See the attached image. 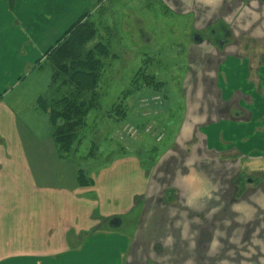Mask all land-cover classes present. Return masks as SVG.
Listing matches in <instances>:
<instances>
[{"label":"crops","instance_id":"0c3cea01","mask_svg":"<svg viewBox=\"0 0 264 264\" xmlns=\"http://www.w3.org/2000/svg\"><path fill=\"white\" fill-rule=\"evenodd\" d=\"M96 1L0 0V264H264L263 59L210 65L219 73L208 76L214 90L202 81L205 90L189 97L206 105L186 113L175 149L154 165L121 156L83 188L76 168L58 157L37 107L42 97L17 89L50 67L51 49ZM183 1V10L177 1L172 8L196 18L190 38L198 33L202 41L194 46L214 53L209 32L221 24L228 35L218 51L228 42L249 50L231 42L237 31L220 20L229 0H215L214 12L201 17L195 10L208 0ZM237 35L252 40L261 32ZM241 176L256 182L242 180L238 198Z\"/></svg>","mask_w":264,"mask_h":264},{"label":"rangeland","instance_id":"374dc122","mask_svg":"<svg viewBox=\"0 0 264 264\" xmlns=\"http://www.w3.org/2000/svg\"><path fill=\"white\" fill-rule=\"evenodd\" d=\"M176 1L183 10V0H175L172 7L178 6ZM229 1L219 12L215 9L220 20L223 17L229 23L228 29L237 33L240 28L261 32L257 39L250 36L252 40L235 32L237 37L232 43L241 40L240 47L250 46L241 53L231 50L230 42L222 51L214 47V53L205 45L194 46L190 33L196 18L193 14L180 15L162 0H97L84 13L81 21L92 26L94 35L84 45L82 54L93 51L94 59H98L97 81L94 90L86 94L90 108L77 139L68 156H58L76 168L80 187H90V176L121 156H135L148 167L167 150L175 149L174 142L181 137L187 121L186 113L199 112L201 109L195 107L207 103L200 104V99L189 97L197 90H205L201 83L209 85L208 76L219 74L216 67L217 72L213 73L210 65L231 58L245 57L253 64L264 60V0ZM207 2V6L195 10L199 17L217 7L215 0L209 5ZM96 45L104 50L94 51ZM52 71L51 64H45L24 81L18 93L29 94L33 101L38 96L56 101L72 93L73 85H59L62 77L51 84ZM219 83L214 79L211 84ZM207 88L213 89L210 85ZM44 123L48 127V117ZM55 150L57 153L56 146ZM79 175L86 185L79 183Z\"/></svg>","mask_w":264,"mask_h":264},{"label":"trees","instance_id":"16d2710c","mask_svg":"<svg viewBox=\"0 0 264 264\" xmlns=\"http://www.w3.org/2000/svg\"><path fill=\"white\" fill-rule=\"evenodd\" d=\"M81 20L80 18L71 26L57 46L51 49L47 58L53 68L51 84H56L55 78L62 77L59 85H73V92L56 101L43 98H38L37 101V107L47 115L49 126L52 127L50 136L57 147L59 157L68 156L73 141L77 139L90 108L86 94L94 90L97 81L95 72L99 65L98 59H94L93 51L84 56L82 54V49L91 40L94 30L89 23ZM97 50L104 48L96 45L94 51ZM78 181L83 186L86 185L80 175Z\"/></svg>","mask_w":264,"mask_h":264},{"label":"flooded vegetation","instance_id":"af4514ba","mask_svg":"<svg viewBox=\"0 0 264 264\" xmlns=\"http://www.w3.org/2000/svg\"><path fill=\"white\" fill-rule=\"evenodd\" d=\"M209 34H210L209 35L210 39L213 40L214 44L220 48L221 46L224 45L223 43L226 41V37L228 35V31H227V29L223 25H221V24L219 25L218 24V26H216L214 29H212L209 32ZM242 180L244 181V178L241 176V179L239 178V180H235L234 181V184H237L235 186L238 189L237 190L238 191L237 192L238 193V195H237L238 198H240L242 196V194L244 193V191H245L244 187L242 188L241 187V184H240V182ZM247 180H248V182L249 181L250 182L253 181L252 183H255L256 182L255 179L250 178V177H248Z\"/></svg>","mask_w":264,"mask_h":264},{"label":"water","instance_id":"95a60500","mask_svg":"<svg viewBox=\"0 0 264 264\" xmlns=\"http://www.w3.org/2000/svg\"><path fill=\"white\" fill-rule=\"evenodd\" d=\"M191 40L194 43H200L202 41L201 35H199L198 33H194L191 35ZM245 182H248L247 178L244 179ZM250 182V181H249ZM121 221L118 218H114L110 221L109 226L111 228H118L120 226Z\"/></svg>","mask_w":264,"mask_h":264}]
</instances>
